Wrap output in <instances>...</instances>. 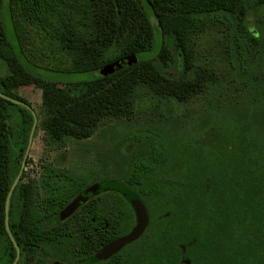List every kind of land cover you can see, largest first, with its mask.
I'll return each mask as SVG.
<instances>
[{
  "label": "trees",
  "instance_id": "1",
  "mask_svg": "<svg viewBox=\"0 0 264 264\" xmlns=\"http://www.w3.org/2000/svg\"><path fill=\"white\" fill-rule=\"evenodd\" d=\"M143 1L162 37L156 57L102 73L106 65L151 48L154 26ZM7 5L17 48L0 16V60L7 69L0 92L30 104L18 89L39 88L38 127L48 149L64 147L69 138H89L107 121L131 119L142 92L182 103L226 89L223 82L241 91L226 119L186 133L145 135V149L133 148L128 168L139 186L155 190L157 202L181 205L163 219L173 234L186 232L203 251V264H264V81L256 61L264 53V32H254L248 20L251 12L264 9V0H8ZM2 6L0 0V14ZM213 31L220 34V59L230 72L220 73L232 76L227 81L216 76L215 57L199 53V39ZM31 35L53 43L52 53L60 56L46 69L99 75L66 84L43 79L23 63L38 66L27 56L33 50ZM174 64L178 75L170 77L165 69ZM32 122L27 108L0 96V264H8L15 253L5 228V199ZM85 172L45 168L44 196L34 178L21 181L22 172L8 211L9 229L21 250L33 249L26 238L36 236L44 213L67 204L86 184ZM40 203L50 206L44 211Z\"/></svg>",
  "mask_w": 264,
  "mask_h": 264
},
{
  "label": "rangeland",
  "instance_id": "2",
  "mask_svg": "<svg viewBox=\"0 0 264 264\" xmlns=\"http://www.w3.org/2000/svg\"><path fill=\"white\" fill-rule=\"evenodd\" d=\"M8 0H3L1 10V18L3 27L8 41L11 45L17 48V42L14 37L13 27L8 15ZM144 10L150 16V20L154 26V40L150 49L141 51L137 54L138 60L154 59L159 51L162 37L158 30L156 20L152 15L150 7L143 1ZM249 26L254 32H264V9L251 12L248 17ZM220 34L216 31L204 33L199 39V53H209L214 56L216 65V76L222 77V81L231 79L223 76L228 74L225 72V61L220 59L222 53V45L218 43ZM32 43L30 48H33L32 54H27L38 66H32L23 59V63L29 67L32 72L41 76L43 79L55 81L60 84L85 82L96 78L99 72H59L48 70L45 67H50L60 58L58 53H52L55 45L49 43L48 40L39 39L31 35ZM257 75L258 78L264 81V53L256 57ZM178 66L167 67L165 70L170 77L178 75ZM222 69V74L220 70ZM7 73L6 66L0 60V76ZM230 83L227 85L223 82L226 89H214L207 97H195L184 101L167 102L164 99L154 96L147 92H142L140 96L143 98L140 103L137 114L131 119L107 121L98 126L95 133L86 139L69 138L62 148L48 149L42 139V131L36 126L33 134L32 144L27 156L28 163L25 166L24 172L26 175H38L48 166H56L66 169L71 172L78 170L94 171L108 179L115 178L122 170L127 169L132 155V150L145 149L147 139L145 135L159 136L161 133H186L191 130L201 129L205 123H210L214 120L220 121L223 118L230 117L228 108H232V104L238 97L241 91L234 88L231 90ZM238 84V83H237ZM237 88H240L237 85ZM229 89V90H228ZM19 94L26 98L32 108L39 114L41 91L34 85L20 87ZM204 137H207L204 135ZM207 139V138H205ZM206 144V143H205ZM26 179V178H25Z\"/></svg>",
  "mask_w": 264,
  "mask_h": 264
},
{
  "label": "flooded vegetation",
  "instance_id": "3",
  "mask_svg": "<svg viewBox=\"0 0 264 264\" xmlns=\"http://www.w3.org/2000/svg\"><path fill=\"white\" fill-rule=\"evenodd\" d=\"M42 169L40 174L33 176L26 175L23 170L21 181L34 178L39 183L40 195L44 196V166ZM85 175L86 184L73 194L67 204L54 208L50 215L44 213L36 236L26 238L30 242L29 249H33L21 250L13 234L7 232L15 249L8 264H203V251L196 249L186 232L173 234L170 222L163 219L170 216L169 211L181 207L180 204L157 202L155 190L139 186L128 167L112 179L94 171H86ZM103 182L107 187L80 203H74L84 189ZM204 184L209 192V183L206 181ZM126 194L136 195L141 200L147 222L138 236L107 253L104 251L107 245L129 234L138 223L136 211ZM49 206L40 203L44 211ZM22 230L26 227L22 226ZM11 236L18 245V255ZM7 254L10 258L11 252Z\"/></svg>",
  "mask_w": 264,
  "mask_h": 264
},
{
  "label": "water",
  "instance_id": "4",
  "mask_svg": "<svg viewBox=\"0 0 264 264\" xmlns=\"http://www.w3.org/2000/svg\"><path fill=\"white\" fill-rule=\"evenodd\" d=\"M137 60V58L135 56H128V57H124L121 59H118L108 65H106L104 68H102L101 72L102 73H110L113 71H117L120 69H123L133 63H135ZM0 96L10 100L11 102L15 103V104H19L24 106L25 108H27L32 116H33V122H32V126L29 132V136H28V140H27V145L20 163V168L19 171L15 177V179L13 180L9 191L7 193L6 199H5V228L7 230V232L9 233V235H11L10 229H9V224H8V211H9V205H10V198L13 192L14 187L16 186L17 182L19 181L21 174L24 170L25 164H26V159L27 156L29 154V150L32 144V139H33V134L34 131L36 129V126L38 124V117H37V113L36 111L32 108V106L24 101L18 100V99H13L10 98L8 96H5L4 94H2L0 92ZM105 187H107V183L103 182L100 184H95V185H91L89 187H87L86 189H84L74 200V203H80L82 201H84L87 197H89L90 195L94 194L95 192L104 189ZM127 199L131 202V204L134 207V210L136 211V215H137V220L138 223L137 225L131 230V232L129 234H127L126 236L110 243L109 245H107L104 248V251L107 253H111L117 249H119L126 241H129L131 239H134L136 236H138L144 229L146 222H147V214L145 211V208L141 202V200L136 196V195H132V194H126ZM12 238V236H11ZM13 240V238H12ZM14 246L17 250V255H18V245L15 243V241L13 240Z\"/></svg>",
  "mask_w": 264,
  "mask_h": 264
}]
</instances>
